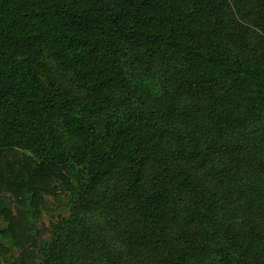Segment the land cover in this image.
Masks as SVG:
<instances>
[{
  "label": "trees",
  "instance_id": "1",
  "mask_svg": "<svg viewBox=\"0 0 264 264\" xmlns=\"http://www.w3.org/2000/svg\"><path fill=\"white\" fill-rule=\"evenodd\" d=\"M163 53L175 58L160 72L166 103L113 110L107 92L136 81L121 56L148 67ZM191 97L209 101L202 126L176 112ZM112 177L117 199L98 192ZM2 184L23 205L64 187L76 214L100 210L121 246L98 245L97 226L77 215L38 252L24 248L22 264L37 253L38 264H254L253 245L264 244V0H0ZM20 213L6 215L9 232L32 244ZM219 213L227 226L207 245L195 231Z\"/></svg>",
  "mask_w": 264,
  "mask_h": 264
},
{
  "label": "rangeland",
  "instance_id": "2",
  "mask_svg": "<svg viewBox=\"0 0 264 264\" xmlns=\"http://www.w3.org/2000/svg\"><path fill=\"white\" fill-rule=\"evenodd\" d=\"M260 16V15H259ZM257 31V29L255 28ZM174 56L169 53H163L158 58L154 60L148 67H135L131 66V62L127 56L122 55L121 60L125 63L129 72L132 69L135 70V82H133V89L128 92H107L108 100L110 101L111 107L116 111H129L133 112V108L137 105L148 104L150 97L153 98V102L160 104H165V99L163 100L162 88H161V76L160 72L166 64H171L174 62ZM130 63V66H129ZM139 77H142V82L139 83ZM75 94L81 96V93L75 85L69 84V88ZM227 90V89H226ZM139 100L140 102H138ZM209 105L207 98L191 97L184 98L177 105L176 112L179 116L183 118V115L188 116L187 121L193 122L199 126H202L206 121V108ZM65 144L69 148L71 142L69 139L65 138ZM6 157L9 156V152L6 150ZM223 162L222 159L217 157L210 169L218 167ZM209 169L204 168L200 170L199 175L208 178L206 173ZM147 174L153 175L152 170L148 171ZM117 180L113 177L105 180L98 192L103 191L107 188L105 196L111 199H117L119 197V191L123 188L120 182L116 188V191H112L110 188L117 184ZM215 185L212 179H208V186ZM217 190H223L222 187L218 186ZM70 191L64 187L55 186L50 191L47 192H37L38 198H36L34 204L26 203L23 205L18 201L17 195L6 190L5 186L2 184L0 189V264H22L21 257L25 254L24 248H33L34 251L38 252L39 244L41 240L47 238L50 234V229L54 225L67 226L69 225L68 220L76 217V220H82L87 226L93 229L91 225L97 226L98 230L95 233V240L98 245H105L111 249L116 247L121 249V246L113 238L111 232L104 224L100 210H95L93 212H86L82 214H76L77 208L70 207L68 205V196ZM116 195V198L114 197ZM47 206V208L45 207ZM20 210H24L26 222L29 224V232L32 235L34 242L25 243L22 236H19V240L12 236L9 232L8 220L6 215L12 214L15 217H20ZM76 214V215H75ZM211 220V228L201 229L198 225L195 234L201 242L214 246L220 241V236L218 233L222 232L227 226V215H222L223 220L220 218L219 214L209 215ZM24 241V242H23ZM23 243V246H22ZM253 260L254 264H264V244H254L253 245ZM26 255V254H25ZM27 261L30 260L28 256H25ZM40 255L37 253L35 260L36 264L40 261ZM124 262L129 263L126 258Z\"/></svg>",
  "mask_w": 264,
  "mask_h": 264
}]
</instances>
